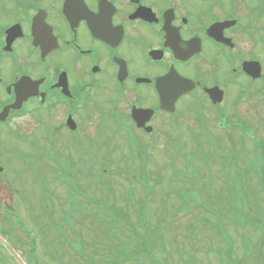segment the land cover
Wrapping results in <instances>:
<instances>
[{
	"label": "flooded vegetation",
	"instance_id": "1",
	"mask_svg": "<svg viewBox=\"0 0 264 264\" xmlns=\"http://www.w3.org/2000/svg\"><path fill=\"white\" fill-rule=\"evenodd\" d=\"M260 1L0 0L1 240L13 222L26 239L27 221L51 218L65 152H131L140 136L161 152L182 138L243 140L264 103L239 44ZM182 83L193 86L179 94ZM133 108L146 109L141 125ZM77 160L67 184L84 176ZM37 184L47 211L34 212Z\"/></svg>",
	"mask_w": 264,
	"mask_h": 264
},
{
	"label": "rangeland",
	"instance_id": "2",
	"mask_svg": "<svg viewBox=\"0 0 264 264\" xmlns=\"http://www.w3.org/2000/svg\"><path fill=\"white\" fill-rule=\"evenodd\" d=\"M254 27L257 34L264 36V17L261 16ZM239 44L246 57H257L256 60H260L264 72V53L261 46H256L247 36H242ZM243 104L247 111L252 110L254 106L253 102L247 100ZM260 112L259 115H254L250 111L247 117L253 119L246 117L245 120L250 124L249 133H254L264 142V107L260 108ZM246 113L244 111V114ZM252 137L253 134L251 137L245 136L243 145L239 142L237 152H214L208 141L206 144L211 149L208 154L199 150L194 153L187 152L183 149L184 143L194 145L195 142L190 138H183L184 141L180 140L178 145L181 149L180 156L183 157L178 158L181 160L172 157V160H176L174 162H170L166 152L161 155L163 161L158 159V152H153L157 160L146 165L148 174L152 176V172L159 167L162 174L160 180L149 181V184L158 183L159 186L154 188V193L149 192L150 199L146 200L140 199L142 189L139 179L127 170L123 171L126 166L123 158L122 161L120 158L129 155V152H115L112 155L118 166L109 167L108 161H102L97 169L101 176L98 179L93 173L94 177H90L89 185L93 184L94 187L86 188V196L83 195L85 175L79 177L78 184L73 180L68 181V184L66 182V186L62 182L64 175L57 174V183H52L51 218L46 220L45 216H42L35 222L31 221L33 224L26 222L29 227H33L31 233L32 236L35 234L32 239V243L37 245L35 251H28V238L25 239L23 233L17 237L22 239V243L27 242L24 248L28 250L25 252L21 243V247L18 245L14 230L17 229L16 222H13L12 231L7 230L10 237L7 235L3 238L6 240L5 244L0 242V264H33V261H36V264H264V257L261 256L262 252L260 254L257 245L261 230L260 221L250 222L253 234H247L244 232V212L239 211L238 216L230 212L231 219L236 217L233 224L230 218L227 221L222 217L217 219L216 215H209L203 209H207L205 204L208 192L210 204H218L217 212L222 214L230 211L220 206L223 205L220 202L225 201L223 197L226 193L224 170L237 171L239 174L238 196L241 199L236 201L239 208L255 204L244 210L254 214L264 205V171L257 165L251 172L248 169V161L253 159L256 151V140ZM168 143L169 141L165 142ZM221 145L220 148L227 151L223 147L226 142ZM237 145V142L233 143V147ZM79 153L84 154L86 161L89 154H98L102 160L108 152H65L64 159H57L61 163L58 166L60 172L72 170V163L78 162ZM187 154L190 158H184ZM168 155L173 154L168 152ZM205 155L208 156L207 160L202 158ZM222 155L230 158V161ZM90 157V162L96 163L91 155ZM177 161L179 162L176 164ZM172 164L174 174L169 172ZM139 167L137 162L136 169ZM128 170H134V166ZM156 178L155 175L152 176V179ZM32 189L36 192V187L32 186ZM37 190L34 212L39 209L47 211V196L39 195V184ZM134 190L135 193L130 194L129 191ZM93 193L99 199L97 208L102 212L97 215L91 210ZM74 197L79 201L84 213L94 218L84 216L82 220L75 219L78 210L66 201L73 200ZM184 197L187 203L181 205ZM160 198H164V205L158 202ZM143 202L144 209L138 207L141 203L143 205ZM136 207L139 209L138 214L134 210ZM109 210L116 213L113 217L114 220L119 219L118 221L104 219L107 218L106 214L112 213ZM63 216L68 220L61 221ZM262 216L264 217L260 214V217ZM12 246L16 248L13 249ZM31 252L34 254H30Z\"/></svg>",
	"mask_w": 264,
	"mask_h": 264
},
{
	"label": "water",
	"instance_id": "3",
	"mask_svg": "<svg viewBox=\"0 0 264 264\" xmlns=\"http://www.w3.org/2000/svg\"><path fill=\"white\" fill-rule=\"evenodd\" d=\"M244 69H246V71L251 73L253 76L259 75V69H258L257 63L248 62V63L244 64Z\"/></svg>",
	"mask_w": 264,
	"mask_h": 264
}]
</instances>
